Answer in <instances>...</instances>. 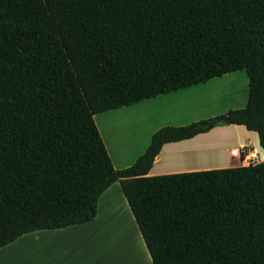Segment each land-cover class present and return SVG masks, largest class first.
<instances>
[{"label": "trees", "instance_id": "1", "mask_svg": "<svg viewBox=\"0 0 264 264\" xmlns=\"http://www.w3.org/2000/svg\"><path fill=\"white\" fill-rule=\"evenodd\" d=\"M236 72L243 108L161 127L114 169L95 116ZM218 123L264 157V0H0V247L90 222L118 182L152 264H264V161L148 175Z\"/></svg>", "mask_w": 264, "mask_h": 264}, {"label": "rangeland", "instance_id": "2", "mask_svg": "<svg viewBox=\"0 0 264 264\" xmlns=\"http://www.w3.org/2000/svg\"><path fill=\"white\" fill-rule=\"evenodd\" d=\"M243 97V98H242ZM247 100V79L244 72H236L209 82L180 90L171 94L158 96L127 108L98 116L96 125L104 128L105 139H108L109 152L112 154L113 166L119 169L132 164L142 151L145 136L153 128L165 126H184L199 120L214 118L226 111L245 106ZM215 127H233L218 123ZM240 127V126H237ZM240 131V132H238ZM214 130L212 133L200 136L194 143V149L178 143L170 145L165 150L163 161L153 167V172H171L189 168L211 170L225 165L248 166L231 158L227 149L235 147L239 140L245 138L241 130ZM245 131V130H244ZM256 140V134L249 132ZM256 148L255 141L247 137ZM264 161V157L256 152V158L250 164ZM184 163V164H183ZM115 169V168H114ZM200 171V170H197ZM164 174V173H162ZM113 234V233H112ZM111 234V235H112ZM94 245V253H87L86 264L115 263L113 235ZM112 252V253H111ZM122 262H120L121 264Z\"/></svg>", "mask_w": 264, "mask_h": 264}, {"label": "crops", "instance_id": "3", "mask_svg": "<svg viewBox=\"0 0 264 264\" xmlns=\"http://www.w3.org/2000/svg\"><path fill=\"white\" fill-rule=\"evenodd\" d=\"M112 112L113 111H109L106 113H112ZM103 114H99L94 117L95 124H98L96 123L98 116ZM229 126H233V127H214L209 132L197 135L191 139L163 145L159 154L154 159L153 165L148 175L156 176V175H162V173L171 174V173L194 172L197 170H202L197 168L194 169L189 168V169L176 170L171 172L169 171L160 172L159 170L157 172H153V167L162 163L163 156L166 154L165 150L167 148H170V145L176 146L178 143L181 144L183 143L187 145L189 149H194L193 143L200 136L207 135L209 133H212L214 130H218V129H222V130L232 129L236 131L241 130V132H243L246 135L245 138L237 142L238 144L235 147L227 149L229 156H230V151L233 149H237L240 145H249L254 149L255 152H258L257 137L256 140H254V136L251 135L249 131H247L243 126L240 127H237L236 125H229ZM96 127L103 140L105 148L111 159V162L114 163L113 156L108 150V147H110V145L108 144V139L107 140L105 139L104 128L98 127V125H96ZM158 129L159 128H153L149 132V134L145 136L146 137L145 142L143 143L142 151L140 152V154H138V157L141 154H143V152L145 151L146 147L149 144L152 134ZM247 137L251 139V142L255 141L256 148L253 147V145L249 142L250 140H248ZM138 157L132 160V164L135 162V160ZM113 167L116 170H121L118 167L115 166ZM233 167H239V165H225L214 169L233 168ZM204 169H209V168H204ZM111 234L114 237L112 247H115V245L117 244L116 242L117 240H115L116 236H119L120 238L122 237L124 239L125 235L127 234L129 236L128 238L131 243V250L126 251L122 254L119 253L120 259L117 260L118 262L115 261V263L113 264H120V262H122L121 264H140L138 263V256L139 258H144L143 259L145 262L144 264H152L149 253L145 247L143 239L140 235V232L137 228V225L131 214L128 204L121 192L120 185L118 182L113 183L107 190H105L101 194L97 204V213L90 222L85 224L73 225L56 230H41V231H35L21 235L18 238H16L13 242L3 247H0V264H86L84 261L86 254L94 253V247H95L94 245H96L97 241L101 240L100 237L104 236L105 238H107L108 236H112ZM89 264L91 263L89 262Z\"/></svg>", "mask_w": 264, "mask_h": 264}, {"label": "bare ground", "instance_id": "4", "mask_svg": "<svg viewBox=\"0 0 264 264\" xmlns=\"http://www.w3.org/2000/svg\"><path fill=\"white\" fill-rule=\"evenodd\" d=\"M184 164V163H183ZM129 236L126 234L125 235V238L123 239L122 237L120 238L119 236H116L115 240H117V244L115 245V247H112V250L114 251V257L117 258L116 260H119L120 259V254L119 253H124L126 251H130L131 250V243L129 241ZM119 240V242H118ZM112 253V252H111ZM113 255V254H110L109 255V258L110 256ZM109 258L105 259V261L103 260L102 264H112V263H109L110 261L106 262V260H108ZM144 258H139L138 256V263L140 264H144ZM118 262V261H117Z\"/></svg>", "mask_w": 264, "mask_h": 264}, {"label": "built area", "instance_id": "5", "mask_svg": "<svg viewBox=\"0 0 264 264\" xmlns=\"http://www.w3.org/2000/svg\"><path fill=\"white\" fill-rule=\"evenodd\" d=\"M232 158H237L240 163L250 164L256 158V152L249 145H240L237 149L230 151Z\"/></svg>", "mask_w": 264, "mask_h": 264}]
</instances>
